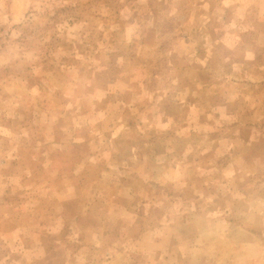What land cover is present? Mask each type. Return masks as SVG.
<instances>
[{
	"label": "rangeland",
	"instance_id": "374dc122",
	"mask_svg": "<svg viewBox=\"0 0 264 264\" xmlns=\"http://www.w3.org/2000/svg\"><path fill=\"white\" fill-rule=\"evenodd\" d=\"M191 254L264 264V0H0V264Z\"/></svg>",
	"mask_w": 264,
	"mask_h": 264
},
{
	"label": "crops",
	"instance_id": "0c3cea01",
	"mask_svg": "<svg viewBox=\"0 0 264 264\" xmlns=\"http://www.w3.org/2000/svg\"><path fill=\"white\" fill-rule=\"evenodd\" d=\"M194 56H191L192 58H190L189 59V61L187 60V56H184V57H182V60L181 61H183L184 60V64H183V66H188V65H191L192 67V69L191 68H189V70H188V68H180V70L178 71V73L180 74L181 73V70L182 71H184V70H187V71H185L184 73H189V75L186 77V75L184 74L183 75V77H186V78H188L187 80H188V84H191V83H193L194 85H195V87L197 88V86H198V51L196 50L195 52H194V54H193ZM180 61V62H181ZM189 62V63H188ZM187 63H188V65H187ZM151 73H150V75L152 76V77H154V72L151 70L150 71ZM178 73L176 74V76L178 75ZM179 77V76H178ZM124 78V80H127V81H130L131 79H132V77H130V78H128V77H123ZM180 78L181 77H179L178 78V81H179V83L181 82L180 81ZM124 84H126L127 85V83H124ZM131 85V84H130ZM131 87H133V86H131ZM194 87V86H193ZM128 89H129V85H127V87H125L124 88V91L125 92H127L128 91ZM163 93H165L166 94V92H163ZM184 102V103H183ZM177 107H171L170 109H175V110H177L176 112L178 113V115L179 116H182V117H186V116H193V117H196L197 116V114H196V112L195 111H192L191 113H190V107H191V104H189V105H187V102L186 101H182L181 103H178V105H176ZM196 107L198 106V105H195ZM195 106H193V107H195ZM192 108V107H191ZM192 109H198V108H192ZM186 121V120H185ZM194 121V120H193ZM195 122L193 123V124H190L193 128V130H191V132H193L194 134H196L197 132H198V125L195 127ZM185 127H186V125H184ZM192 133V134H193ZM191 138V137H190ZM192 139H194L193 137H192ZM197 242H198V238H197ZM195 261H197V257H195V255L194 254H191V256H190V264H198L197 262H195ZM180 264V263H179Z\"/></svg>",
	"mask_w": 264,
	"mask_h": 264
}]
</instances>
